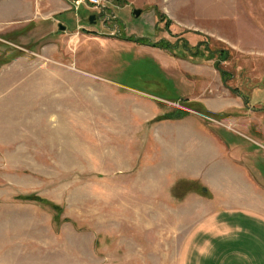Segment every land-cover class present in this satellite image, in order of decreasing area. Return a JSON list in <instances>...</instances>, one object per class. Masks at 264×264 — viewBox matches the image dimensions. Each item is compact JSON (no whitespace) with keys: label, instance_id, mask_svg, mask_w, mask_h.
I'll return each mask as SVG.
<instances>
[{"label":"rangeland","instance_id":"rangeland-1","mask_svg":"<svg viewBox=\"0 0 264 264\" xmlns=\"http://www.w3.org/2000/svg\"><path fill=\"white\" fill-rule=\"evenodd\" d=\"M99 2L0 0V264H264V0Z\"/></svg>","mask_w":264,"mask_h":264},{"label":"crops","instance_id":"crops-1","mask_svg":"<svg viewBox=\"0 0 264 264\" xmlns=\"http://www.w3.org/2000/svg\"><path fill=\"white\" fill-rule=\"evenodd\" d=\"M236 210H242L245 214H237L235 212ZM223 211H225V213L220 215V222L216 223V221H210L209 223H211V225H207L205 228L208 227V232L211 233L224 232L225 234L221 236L211 235L210 238L206 235L202 237L204 239V241H202L204 244L208 243L212 246V249L223 250L229 255V257L221 255L214 258H221V260L228 261L231 259L232 262L237 258L244 259L249 256H251V258L248 259H264V248L261 246L264 242L261 235V229H264V209H242L238 207L227 208ZM232 212L234 215H230ZM252 228H254V233H252ZM204 231L207 232V230ZM197 234L198 231L193 238H197ZM205 254L206 250L201 255L205 256Z\"/></svg>","mask_w":264,"mask_h":264},{"label":"water","instance_id":"water-1","mask_svg":"<svg viewBox=\"0 0 264 264\" xmlns=\"http://www.w3.org/2000/svg\"><path fill=\"white\" fill-rule=\"evenodd\" d=\"M135 14H136V16H140L141 15V11H136ZM90 22H91V24H95V16H92L90 18ZM60 29L64 31V30H66V27L60 25Z\"/></svg>","mask_w":264,"mask_h":264},{"label":"built area","instance_id":"built-area-1","mask_svg":"<svg viewBox=\"0 0 264 264\" xmlns=\"http://www.w3.org/2000/svg\"><path fill=\"white\" fill-rule=\"evenodd\" d=\"M90 4H91V5H95V6H97V7H100V2H99V0H90Z\"/></svg>","mask_w":264,"mask_h":264},{"label":"trees","instance_id":"trees-1","mask_svg":"<svg viewBox=\"0 0 264 264\" xmlns=\"http://www.w3.org/2000/svg\"><path fill=\"white\" fill-rule=\"evenodd\" d=\"M223 72V71H222ZM225 74V72H223Z\"/></svg>","mask_w":264,"mask_h":264}]
</instances>
